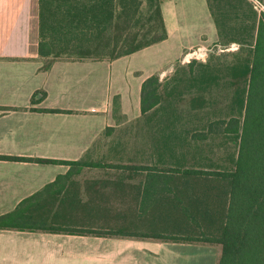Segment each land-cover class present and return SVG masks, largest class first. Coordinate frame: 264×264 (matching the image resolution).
Instances as JSON below:
<instances>
[{
  "label": "trees",
  "instance_id": "1",
  "mask_svg": "<svg viewBox=\"0 0 264 264\" xmlns=\"http://www.w3.org/2000/svg\"><path fill=\"white\" fill-rule=\"evenodd\" d=\"M163 1L39 0L44 69L62 59L114 61L166 40ZM208 6L219 49L206 62H189L188 73L177 77L173 108L163 106L169 88L159 75L142 86L143 114L186 113L179 118L181 145H150L149 156L138 152L136 162L110 166L139 182L85 180L83 193L66 180L75 170L104 165L0 157L70 166L1 216L0 230L217 243L220 264H264V13L248 0H208ZM233 44L237 49L229 50ZM180 102L186 110L176 109Z\"/></svg>",
  "mask_w": 264,
  "mask_h": 264
},
{
  "label": "crops",
  "instance_id": "2",
  "mask_svg": "<svg viewBox=\"0 0 264 264\" xmlns=\"http://www.w3.org/2000/svg\"><path fill=\"white\" fill-rule=\"evenodd\" d=\"M161 10L166 40L118 60L62 59L46 70L39 0H0V157L88 163L115 151L109 145H181L186 113L143 114L142 86L153 75L163 83L167 65L219 34L208 0H164ZM127 133L132 140L122 141ZM69 171L0 159V217ZM88 172L85 180L102 177L98 167ZM222 255L217 243L0 230V264H220Z\"/></svg>",
  "mask_w": 264,
  "mask_h": 264
},
{
  "label": "rangeland",
  "instance_id": "3",
  "mask_svg": "<svg viewBox=\"0 0 264 264\" xmlns=\"http://www.w3.org/2000/svg\"><path fill=\"white\" fill-rule=\"evenodd\" d=\"M214 1L215 0H213V2ZM263 3H264V0H263ZM232 19L233 18H231V20ZM144 32L146 33L147 29H145V31L143 30V33ZM147 39L148 38H143L142 41L146 42ZM218 43L216 44V43L205 42V43H202L201 45H199L198 47L207 48L211 54L215 50L219 49ZM210 54H209V57H210ZM197 62H203V61H197ZM167 68L168 69L166 70V76L164 78L163 84L166 85L167 88H169L168 94L165 93V96H167V95L169 96V97H167V100L169 102L165 101L163 103V106H165L171 110L173 107H171L170 102L173 101V103H174V101H175V94H173L172 92L174 90L175 85L177 84L176 79L178 76H181L185 73H188L189 63H182V60L174 61V63L172 65H167ZM182 91H183V88H180L178 90V92H182ZM185 102H188V100H186ZM183 104L184 103L180 102L178 104V106H176V109H178L179 111L186 110L184 108H186L187 106L184 107ZM132 135H134V133H132L131 135H130V133H127L124 136V139L122 141L132 140ZM115 137H117V135ZM111 146H112V149H115V151L108 153V150H106L103 153V155L101 152L100 155L97 157V160H100V161H96V158L94 159V157H90V159H88V163L91 165H96V164L104 165L103 168L98 167L100 170V175L102 176L101 179H106V180L111 181L112 179L117 180L120 177H124L125 182L129 183V182H132V180H129L132 177L134 182H139L140 178L138 176H136L135 174L130 173V171L117 170V169L110 168V166H112V165L116 166V165H121V164L124 165V164H130V163L136 162L137 161L136 157L138 155V152L142 153V151H146V148L149 147L150 145H109L108 148L110 149ZM145 153H146V155H148L147 151ZM143 159L148 160L149 158L147 156H144ZM89 168L90 167H85V168H82L81 170H75L72 173L71 177H69L66 180V181H69L67 184L69 185V184L74 183L75 184L74 188L80 190L82 193L85 192L87 189V185H88V183L85 182V179L89 178L90 175H92V174H89L90 172H88ZM106 189L111 190L110 185L107 186ZM95 229L98 230L100 228H95ZM207 247L208 246L203 247V249H205L206 252H207Z\"/></svg>",
  "mask_w": 264,
  "mask_h": 264
},
{
  "label": "built area",
  "instance_id": "4",
  "mask_svg": "<svg viewBox=\"0 0 264 264\" xmlns=\"http://www.w3.org/2000/svg\"><path fill=\"white\" fill-rule=\"evenodd\" d=\"M259 13H264V3L259 0H248ZM237 45L233 44L229 50H236ZM210 51L205 47H197L190 50L182 58V63H189L191 61H203L205 62L209 57Z\"/></svg>",
  "mask_w": 264,
  "mask_h": 264
}]
</instances>
